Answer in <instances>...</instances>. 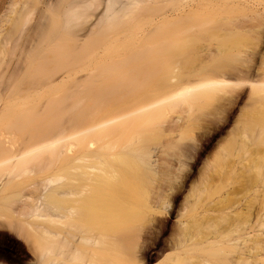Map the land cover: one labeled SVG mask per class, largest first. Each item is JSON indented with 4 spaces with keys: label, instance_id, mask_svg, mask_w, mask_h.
I'll list each match as a JSON object with an SVG mask.
<instances>
[{
    "label": "bare ground",
    "instance_id": "1",
    "mask_svg": "<svg viewBox=\"0 0 264 264\" xmlns=\"http://www.w3.org/2000/svg\"><path fill=\"white\" fill-rule=\"evenodd\" d=\"M8 10L2 16L10 25L0 46V91L4 88L2 98L9 93L7 101L16 104L1 105L0 168L12 159L31 167L12 172L11 166L0 175V207L18 196L13 228L30 243V264H146L155 246L147 243L152 232L146 222L159 227L156 217L169 202L158 180L174 174L162 170L161 151L138 137L153 130L150 124L165 123L169 109L190 107L224 89L223 101L234 104L238 90L247 86V99L262 107L257 158L249 165L264 168V0H10ZM239 43L240 67L223 62ZM196 58L201 64L220 60L213 69L217 75L191 80ZM185 74L190 79L184 81ZM174 120L166 127L153 125L159 135L171 134L178 125ZM130 124L136 126L131 147L125 137V143L121 140ZM234 127L230 136L239 134V125ZM238 159L240 173L250 167V155L245 166ZM46 169L53 174L39 182L32 177L33 187L23 189L24 184L25 191L17 188L16 194L22 174ZM134 172L149 184L143 217L130 201L136 191L127 176ZM258 177L264 182V174ZM238 192H232L233 200ZM5 193L10 197L2 200ZM226 198L192 222L182 221L179 213L164 259L171 264H264L262 202L256 197L228 213ZM200 227L209 233L188 244L195 238L190 229L198 233ZM28 231L35 242L28 241Z\"/></svg>",
    "mask_w": 264,
    "mask_h": 264
},
{
    "label": "rangeland",
    "instance_id": "2",
    "mask_svg": "<svg viewBox=\"0 0 264 264\" xmlns=\"http://www.w3.org/2000/svg\"><path fill=\"white\" fill-rule=\"evenodd\" d=\"M9 2H10V0H0V42L3 40L2 37L4 36L6 30L8 29V26L10 25L6 22H2V16H5L8 14ZM1 45H2V42L0 43V46ZM233 48H235V49L232 50L231 54H228L227 56L223 57V60H224L223 62L228 61L231 65H233V63L234 64L236 63L235 65H236V67H238L239 65L242 64V61L241 60L239 61V59H242L243 57L242 56L240 57L237 54L238 52H236V51H238V50H236V49L240 48V50H241L242 48L240 47V43L234 45ZM234 54H237L238 56H236ZM199 59H201V58H196V63L193 65L194 70L197 71V73H195V71H194V73L192 75H190V78H191V76L194 77V79L191 78V80L198 79L197 76H199V78H202V77H206L208 74H210L209 76H214L215 73L217 75L218 72L215 71V73H214L213 69H214V67L219 66L220 60L214 58L216 61L214 59L213 60L210 59L209 61L208 60L203 61L201 64ZM238 61L240 63H238ZM199 64H200L199 69H198V67H196V69H195V66H198ZM235 65H234V67H235ZM191 71H193V70L191 69ZM212 71H213V75H211ZM186 74H187V76H189L187 72H186ZM186 74H185V77L182 76V79H184V81L187 80L185 78H188V77H186ZM194 74H195V76H193ZM205 74H206V76H204ZM190 78H188V79H190ZM243 88L244 89L241 88V91L238 90V92H239L238 94H240L242 96L237 95V97L234 98V99H236V101L232 100L235 105L234 104H227L226 101H223L224 97L228 96V94L225 93V91H227V89H224V91L222 90L223 92L221 90L217 91L216 94H218V96H219L218 99L216 97L217 96L216 94H214V95L209 94V97L206 95L207 97L200 98V101L197 99L195 103L193 102V105L190 106V104H189L190 107L184 106L185 107L184 109H182V107H181L180 109L182 111L179 110V108H177L175 110L169 109L170 111L168 110V113L166 112L167 114H166V117L164 118L165 123L163 122V124H161L162 122L160 121V124L162 127H166V126H168L166 124L167 121L169 122L170 120L173 121V119H175L174 121L176 122V120H178L177 121L178 125H175L176 127H175V131L173 133L159 135V133H158L159 129H157V128L160 126V124L157 123L158 122L157 121V122H155L157 124H155V123H153V124H155V125L159 124V126L154 127L153 124L149 125V127L151 126L150 128H153L152 131H150L147 128L151 133L154 132L153 134L156 136V138L148 130L147 131L150 134L148 132H147L148 134H146L143 131L142 135L138 137V139L140 140V143H146L147 142V144L149 146H151L153 149H155V151L156 150L161 151V156H162L161 159L165 160V161L163 160L165 166L162 167V170H164V172L167 170H168V172L172 171L170 173H173L175 175V177L177 176L176 179H174V175H171V177L168 176V178H167V176L164 177V181L158 180L159 181L158 183L163 185L164 192H165V195L167 198L166 201H169V202H168L166 211H164L160 215H157V217H156V219L161 220L160 221V222H162V224L160 225L161 227L160 226L158 227V225L155 224L156 222L150 223L149 220H148V222H146V228L149 230L150 233L152 232L149 236H146L147 239L149 240V242H147V243L149 245L155 244L154 249L151 252H149V254H148L149 258L146 261V264H171L170 261L164 259V257H165V255L170 253L167 250V246L169 245L168 243L171 241L172 238L175 237V235L177 233L176 228L178 226L177 221H179V217H178L179 213H182V215H184L183 218L182 217L180 218L182 221L192 222V220H194V217H197L201 214H205L206 209L207 208L209 209L210 205L213 206V204L215 205V203L218 204L219 201L223 200L222 198H225V196H227L226 199L231 201V203H230L228 200H226L229 202V203L227 202V204H229L231 206V208L227 210L228 213L229 212L232 213V211L234 212L236 210V208H238V207L243 208L246 205L251 204L253 202L254 198H256V197H259L258 199H259V201L262 202V206L264 207V184H259L261 182L259 180L261 177L260 178L258 177V176L264 174V168L261 165H256L257 164L256 162H255V164L249 165V163L254 161L253 157H255L256 156L255 153H257L255 150H258V145H257L258 136L257 135L259 134V127L257 125V121H258L257 118H259L258 115H259L262 107H261L260 103H257L256 101L255 102L251 101V102H253V104L255 103L253 105L247 99V97L249 96V90L250 89H248L247 86H245ZM2 92L5 94L4 88H3ZM2 92L0 91V109L4 105H6V106L8 105L7 107L11 108V107H9L10 104H11L10 106L16 104L15 102H13V103L8 102L10 99L9 93H8V97L5 96V98H6L5 102L6 103L3 102L5 98H4V96H3L4 99L2 98V96H1ZM4 94H2V95H4ZM210 95L213 97H211ZM235 96H236V94H235ZM220 99H222V101ZM244 102L248 103V104L250 102L251 104L249 106H247V104L245 105ZM190 103H192V102H190ZM225 104H227V105H225ZM232 105H234V106H232ZM6 106H5V108H6ZM224 106H225V108H223ZM244 106L247 108L245 109ZM12 107H14V106H12ZM250 107H252V108H250ZM8 108H6V110H8ZM242 108H243L242 112H246L245 113L246 115L240 111V110H242ZM253 108H255V109H253ZM189 109H190V111H189ZM248 109H249V111H251L250 113L248 112ZM176 110H178V111L176 112ZM242 116H245V117H242ZM3 117L4 116H2V119H3ZM236 118L238 121H240V122L237 121L238 124L236 123ZM161 119H158V120H161ZM162 121H163V119H162ZM243 121L244 122L247 121V122L244 123ZM134 122L136 123L135 125L138 124L137 121H135V120L131 124H133ZM241 123H242V125H241ZM246 123H248V124L246 125ZM131 124H130L131 130L129 129V126H127L128 131L124 134V136L121 139L122 143H125V139H123L125 137L126 142L128 143L127 145L129 147L134 145L132 142H133V139L136 137L135 136V129H134V127H136V126L133 125V127H132ZM234 124L236 126L239 125L240 130H235V131L241 135H239L238 133L235 132V134H238L239 136L235 135V134H234L235 136H230L231 131L235 128ZM152 125H153V127H152ZM145 126L146 125H143V129L145 128ZM172 126H174V124ZM242 126L244 129L242 128ZM241 128H242V131H241ZM237 129H238V127H237ZM144 130L146 131V129H144ZM128 132L130 133V136H128L129 135ZM126 134H127V136H126ZM233 137H234V140H233ZM238 137H239V139L240 138L242 139V143H241V139L239 141ZM127 138H129L128 141H127ZM148 138H149V140H148ZM252 138L253 139L256 138L257 140L256 139L253 140ZM242 144H243V146H240ZM249 144H250V146H249ZM159 147H161V148H159ZM244 148L248 152L245 151ZM252 149H254V150L252 151ZM15 150H16V148H15ZM127 152L128 151H126L124 154H126ZM127 154L133 155L132 152H128ZM243 154H245V155H243ZM229 155H232V156H229ZM249 155H250V160H247V159H249ZM233 156H235L236 158L234 159ZM5 157H6V155H4L2 157V159L4 160ZM228 157H230V158L228 159ZM237 157L241 158L240 160L244 161L243 164L244 163L246 164L245 160H247V168L250 166L251 169H250V167L248 169L244 168V170L241 169V173H240V170H238V167L236 166L237 165L236 163L239 161V159ZM251 157H252V159H251ZM231 158H232V160H231ZM256 158H257V156L254 159H256ZM13 161H14V159H12V162ZM12 162L2 165V168H0V175L2 174V176H5V174H7V171L5 172V170H7L6 168H10L11 166H12V172L20 171L25 166H27L29 168L31 167V163L24 165V162L22 160H17L13 163ZM245 164H244V166H245ZM179 165L181 168L179 167ZM252 165H253V167H252ZM232 166H234V167H232ZM169 167H170V169H169ZM46 170L48 172L45 170L41 171L42 173L46 172L45 174L44 173L42 174L41 172L40 173L37 172L38 175H36L35 172H30L29 170L26 171L27 173L25 172L24 174L21 175V179H23L25 177V180L24 179L21 180L19 177L18 181L21 180L22 183H21V181H19L20 184L18 183L16 185V189L13 188V190H11V193H10V190H8L7 191V192H9L8 194L11 196L14 189L16 190V194H17L19 192V191L17 192L18 189H20V191L22 192L24 187L27 188L28 190H29V187L32 188L33 185L35 184L34 180H32V182L30 181L32 179V177H33V179L36 178V182H39L38 180H42L43 177L46 178L47 176H50V174H53V171H51V170L49 171L48 169H46ZM237 170H238V172H237ZM144 177L145 176L143 174H140L139 172H137V173L134 172L133 174L130 173L127 176V178H129V181L130 182L132 181L131 182V183H133L132 187L135 188V191H136V192H133L132 195L130 194V201H131V203H134L133 204L134 206L138 207L137 209L139 211H141V209H142L141 212L143 214L141 213L142 214L141 217L144 216L143 210L145 209V207L143 206L144 205L143 200L145 201L146 197L148 195H150L149 189L146 188L147 186H149V184L147 186L145 185V183H146L145 179L146 178H144ZM26 178H29V179H26ZM39 178H41V179H39ZM25 181H29V182L27 183ZM30 182H31V184H30ZM156 183H155V185H156ZM24 184H26L27 186H23ZM22 186H23V189L21 190ZM257 186L258 187L260 186L259 189H257ZM137 188H138V190H136ZM236 189L238 191H241V192L243 191V193L238 192L240 194H237V197L235 198V200H233L234 199L233 197L236 195H235V193L233 194L232 192L233 191L236 192ZM23 191H25V190H23ZM6 194L7 193H5V197H2L3 198L2 200L8 198L9 195L8 194L6 195ZM229 194L232 197L231 198L229 196L232 200L228 198ZM6 196H7V198H6ZM11 197L13 199H11L10 202L11 203L13 202V204L9 203L10 198H8L7 201H5V200L1 201L2 206L0 207L1 208L0 209V264H30L33 260V258H32L33 255H31L32 251L29 249L30 243L28 242L29 243L28 244L26 242V240L23 237L19 236L16 233V230H14V228H13V225L15 226V224L17 223V218H16L17 215L15 214L14 211L17 208L16 207L17 204H15V203L18 201L17 200L18 196H17V198H16V195L11 196ZM14 197L16 199H14ZM13 200H17V201L14 202ZM237 200H238V202H237ZM232 201L237 202V203H233ZM4 202H6L7 204ZM2 203H4L5 205ZM139 204H140V206H139ZM181 209H182V211L183 210L184 211L181 212L180 211ZM263 210H264V208H263ZM263 213H264V211H263ZM263 217H264V215H263ZM11 222H12V224H11ZM9 223H10V225H9ZM190 224H192V223H190ZM143 225H145V223ZM221 226L225 227V225H221ZM206 230L207 229L203 230L201 228L200 232L196 233L195 230L190 229L191 234L193 233L192 235L195 236V238L188 241V244L189 243L194 244V243L199 242L201 240L202 234H208L209 233V230H207V231ZM144 231H146V229H144ZM30 233H32V232L28 231V235H30L32 238L33 237L34 238L33 239L28 238L29 239L28 241L34 240V242H35L37 240V237L34 236L33 233L32 234H30Z\"/></svg>",
    "mask_w": 264,
    "mask_h": 264
}]
</instances>
